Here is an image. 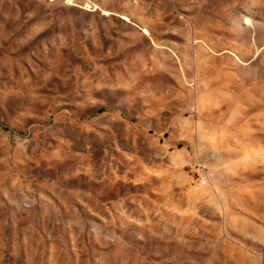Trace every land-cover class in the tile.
I'll list each match as a JSON object with an SVG mask.
<instances>
[{"label": "rangeland", "instance_id": "rangeland-1", "mask_svg": "<svg viewBox=\"0 0 264 264\" xmlns=\"http://www.w3.org/2000/svg\"><path fill=\"white\" fill-rule=\"evenodd\" d=\"M0 264H264V0H0Z\"/></svg>", "mask_w": 264, "mask_h": 264}]
</instances>
